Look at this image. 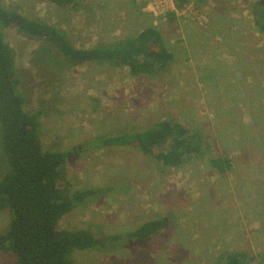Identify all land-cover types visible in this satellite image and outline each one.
Returning <instances> with one entry per match:
<instances>
[{"label":"rangeland","instance_id":"rangeland-1","mask_svg":"<svg viewBox=\"0 0 264 264\" xmlns=\"http://www.w3.org/2000/svg\"><path fill=\"white\" fill-rule=\"evenodd\" d=\"M166 1L81 0L63 7L0 0L62 30L80 49L154 27L173 54L162 72L133 77L127 67L108 64L64 67L38 40L14 27L5 30L26 110H43L44 148L77 152L60 171L59 187L106 190L65 215L60 227L109 238L169 219L150 241L75 250V264H220L240 253L249 264H264V33L252 11L263 0H170L171 9ZM166 120L201 137L199 154L187 155L179 167H164L155 157L159 149L146 155L130 147L88 146ZM218 157L231 159L226 173L212 166ZM2 158L0 150V167ZM10 222L6 209L0 234ZM0 264H17V258L0 251Z\"/></svg>","mask_w":264,"mask_h":264},{"label":"trees","instance_id":"trees-1","mask_svg":"<svg viewBox=\"0 0 264 264\" xmlns=\"http://www.w3.org/2000/svg\"><path fill=\"white\" fill-rule=\"evenodd\" d=\"M43 1L77 7L81 0ZM252 11L258 32L264 33V0L253 5ZM10 27L41 42L43 49L64 67L108 64L127 67L131 76L138 77L158 74L173 60V54L154 27L109 46L80 49L62 30L0 3V150L4 166L0 172V215L6 209L11 214L8 229L0 234V251L14 254L17 264H75L72 259L75 250L97 251L116 240L150 241L168 226V218L150 220L125 236L109 238H100L91 229L60 227L65 215L91 204L106 190L88 188L71 193L59 187L60 171L77 152L44 148L41 137L43 110H26L16 55L5 38V30ZM200 140L197 132L191 133L179 122L166 120L152 128L98 137L88 146L130 147L146 155H153L159 149L161 152L155 157L164 167L175 168L184 163L187 155L199 154ZM211 164L222 174L232 168L228 157L213 158ZM108 189L114 190V187ZM223 259L220 264H249L245 253L227 255Z\"/></svg>","mask_w":264,"mask_h":264},{"label":"built area","instance_id":"built-area-1","mask_svg":"<svg viewBox=\"0 0 264 264\" xmlns=\"http://www.w3.org/2000/svg\"><path fill=\"white\" fill-rule=\"evenodd\" d=\"M165 6H167V9H171L173 7V3L169 1H166ZM156 14V12H154Z\"/></svg>","mask_w":264,"mask_h":264}]
</instances>
